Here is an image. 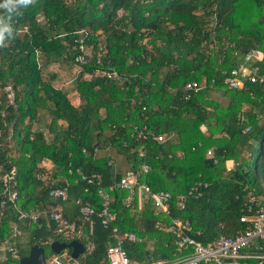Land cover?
I'll return each instance as SVG.
<instances>
[{"label":"trees","instance_id":"trees-1","mask_svg":"<svg viewBox=\"0 0 264 264\" xmlns=\"http://www.w3.org/2000/svg\"><path fill=\"white\" fill-rule=\"evenodd\" d=\"M22 11L15 39L0 49V204L11 174L27 214L68 185L64 215L80 224L82 207L101 211V187L112 197V227L141 240L123 246L135 264L189 253L176 246L177 219L204 245L244 233V202L255 196L264 206V85L231 89L225 79L251 50L264 54V0H37ZM252 64L264 76V57ZM54 66L73 75L70 90L55 87ZM192 81L198 92L185 91ZM134 127H146V137ZM78 169L99 175L100 186ZM129 170L152 192L170 193L169 216L142 199L141 186L127 203L119 183ZM198 182L207 184L203 197L180 210V197ZM2 211L0 242L19 217L13 205ZM91 221L79 238L56 234L45 216L36 225L24 220L15 244L23 258L35 245L46 253L54 241L78 239L94 245L84 264H106L112 231L96 215Z\"/></svg>","mask_w":264,"mask_h":264},{"label":"built area","instance_id":"built-area-1","mask_svg":"<svg viewBox=\"0 0 264 264\" xmlns=\"http://www.w3.org/2000/svg\"><path fill=\"white\" fill-rule=\"evenodd\" d=\"M82 53H86L83 39L78 41ZM263 56L257 50H251L246 56L244 63L231 70V76L225 79L226 85L231 89H242L248 83L250 84H263L264 76L259 75V65L252 64L255 60L261 61ZM77 61L84 63V55L80 56ZM251 64V66H250ZM114 79H119L118 75L114 73ZM186 92H198L200 85L195 82H189L185 86ZM189 97V95L187 96ZM139 137L145 138L146 127L138 129ZM249 128L246 129V131ZM158 141H163V136H158ZM210 154V153H209ZM234 166V165H233ZM150 170L149 166H143L142 172L147 173ZM83 179L87 180L89 184L100 186L101 177L93 175L87 178L82 174L81 170L76 171ZM73 174V171H69ZM41 179V175H38ZM15 176L13 174L7 177V189L1 201L3 213L8 204L13 205L14 209L19 212L18 223L12 225L10 235L7 239L0 242V261H15L19 263L21 256L16 247L15 241L22 235L20 223L28 220L30 224L36 225L40 222V218L45 216L51 219L56 224V234H64L77 237H86L85 223H90L91 217L96 215L100 219L101 224L105 229L111 230L112 242L108 243L106 251V264H135L125 253L123 246L125 242L141 241L139 237L133 233H121L117 227H112L115 221V214L111 211L112 197L111 195L100 187L98 194L102 199L101 211L95 212L92 208L86 206L82 207L81 213L83 215V222L77 224L75 221L68 220L64 215V204L69 201L68 185L64 187H57L50 191L52 203L43 211L27 214L22 211L19 201V192L11 190V185L14 184ZM136 186H141L140 194L142 199L152 198L157 209L165 213V216L170 215L172 196L167 192L154 193L147 184L140 183L139 173L134 170H129L124 173L120 179L119 187L128 190L130 196L127 203L131 204L136 193ZM207 184L198 182L186 195L181 196L179 199L178 207L180 210H185L188 202L192 199H200L204 195V190ZM77 204L81 201L77 200ZM242 215L240 222L245 224L246 229L235 237L219 236L207 245L202 244L192 236L193 228L189 221L180 219L172 222L171 231L176 239V246L179 251L186 250L189 253L182 257H177L174 260H152L144 264H264V206L259 205L255 196H250L244 202L242 208ZM89 250L94 249V245H90ZM52 264H66L61 255L55 254L51 259ZM16 264V263H15Z\"/></svg>","mask_w":264,"mask_h":264},{"label":"clouds","instance_id":"clouds-1","mask_svg":"<svg viewBox=\"0 0 264 264\" xmlns=\"http://www.w3.org/2000/svg\"><path fill=\"white\" fill-rule=\"evenodd\" d=\"M37 0H2L0 2V49L6 48L8 42L15 39L16 18L23 16V9L35 6Z\"/></svg>","mask_w":264,"mask_h":264},{"label":"water","instance_id":"water-1","mask_svg":"<svg viewBox=\"0 0 264 264\" xmlns=\"http://www.w3.org/2000/svg\"><path fill=\"white\" fill-rule=\"evenodd\" d=\"M72 249V258L77 259L86 250L84 245L78 241L73 240L70 243L54 241L51 244V250L54 254L59 255L64 249ZM17 264H46L45 250L44 248L35 245L30 249L29 255L21 258Z\"/></svg>","mask_w":264,"mask_h":264},{"label":"rangeland","instance_id":"rangeland-1","mask_svg":"<svg viewBox=\"0 0 264 264\" xmlns=\"http://www.w3.org/2000/svg\"><path fill=\"white\" fill-rule=\"evenodd\" d=\"M52 70V74L54 76V85L57 88H63L64 90H70L73 87V75L70 74L69 70L68 72L65 71H59L57 66H54ZM55 71V73H54ZM11 86L6 88V91H11ZM216 97H220L219 93H216L215 95ZM10 98L12 100L13 96L12 93L10 94ZM254 148H255V155H257L258 149H259V144H254ZM66 236H70V235H66ZM46 256H47V260H46V264H52L51 263V259H52V254H51V247L47 248L46 250ZM60 255L63 257L64 261L66 262V264H74L73 260L69 258L68 256V249H64Z\"/></svg>","mask_w":264,"mask_h":264},{"label":"crops","instance_id":"crops-1","mask_svg":"<svg viewBox=\"0 0 264 264\" xmlns=\"http://www.w3.org/2000/svg\"><path fill=\"white\" fill-rule=\"evenodd\" d=\"M262 54V53H261ZM264 54H262V56H263ZM264 57V56H263ZM229 165H231L230 163H229ZM72 237V236H71ZM74 240H78V239H74ZM78 241H80V240H78ZM81 242V241H80ZM83 245H84V247L86 248V250H85V252L83 253V254H81L80 256H79V258H77V259H73L72 258V256H71V254H72V249L71 248H68V249H71V253H70V255L68 254V256H69V258L70 259H72L73 260V263L74 264H84V262H85V259H86V253H87V250H88V248H87V246H85V244L83 243V242H81ZM60 255V254H59ZM84 258V259H83ZM144 263H147V262H144ZM144 263H141V264H144ZM136 264H138V263H136Z\"/></svg>","mask_w":264,"mask_h":264}]
</instances>
